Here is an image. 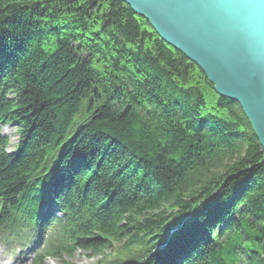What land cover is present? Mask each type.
<instances>
[{
	"label": "trees",
	"instance_id": "1",
	"mask_svg": "<svg viewBox=\"0 0 264 264\" xmlns=\"http://www.w3.org/2000/svg\"><path fill=\"white\" fill-rule=\"evenodd\" d=\"M43 205L49 256L264 264L247 116L122 0H0V234Z\"/></svg>",
	"mask_w": 264,
	"mask_h": 264
},
{
	"label": "water",
	"instance_id": "2",
	"mask_svg": "<svg viewBox=\"0 0 264 264\" xmlns=\"http://www.w3.org/2000/svg\"><path fill=\"white\" fill-rule=\"evenodd\" d=\"M239 103L264 149V0H122Z\"/></svg>",
	"mask_w": 264,
	"mask_h": 264
},
{
	"label": "rangeland",
	"instance_id": "3",
	"mask_svg": "<svg viewBox=\"0 0 264 264\" xmlns=\"http://www.w3.org/2000/svg\"><path fill=\"white\" fill-rule=\"evenodd\" d=\"M2 133H4L9 139L8 150L15 151L19 138L16 126L14 124L6 125L2 129ZM36 242L37 239H33L31 245L34 246ZM16 246V244L5 245L4 243L0 242V262L3 264H21V262H25V264H30V261L32 260L33 256H31L30 258H26L22 255V252L16 248ZM24 249L27 250V247ZM100 258L102 257L89 256L83 251H78L72 256L63 257L62 260L47 259L44 264H95Z\"/></svg>",
	"mask_w": 264,
	"mask_h": 264
}]
</instances>
